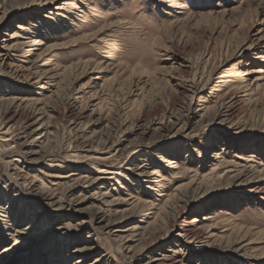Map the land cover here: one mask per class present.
I'll return each mask as SVG.
<instances>
[{
  "label": "rangeland",
  "instance_id": "obj_1",
  "mask_svg": "<svg viewBox=\"0 0 264 264\" xmlns=\"http://www.w3.org/2000/svg\"><path fill=\"white\" fill-rule=\"evenodd\" d=\"M38 1L0 9L37 45L0 58V264H264V0Z\"/></svg>",
  "mask_w": 264,
  "mask_h": 264
},
{
  "label": "bare ground",
  "instance_id": "obj_2",
  "mask_svg": "<svg viewBox=\"0 0 264 264\" xmlns=\"http://www.w3.org/2000/svg\"><path fill=\"white\" fill-rule=\"evenodd\" d=\"M13 1H15V0H0V9H4V7H5V5L7 6L10 2H13ZM38 1V0H37ZM47 3V2H46ZM35 5H40V6H44L45 5V3H44V0H39L38 2H36V4ZM188 9V8H187ZM58 10H60V9H58ZM62 10V9H61ZM186 10V9H185ZM1 12V11H0ZM10 13H9V11H6V12H3V19L4 18H6L8 15H9ZM19 28V30H22V31H25V30H27V28H20V27H18ZM29 28V27H28ZM30 30V29H29ZM20 37H22V36H20ZM23 38V37H22ZM26 40H28V39H26ZM4 42H8V44H5L2 48H3V50L0 52V58L2 57L3 59H2V61L5 63V62H7V61H11L12 60V58L14 57L13 55H12V52H17L19 49H22V51H24V50H28V49H31V48H33V47H35V46H37V45H35V43L33 42V41H31V40H28V41H24V42H21V41H17L15 44H11V42L10 41H4ZM31 51V50H30ZM30 51H27V53L26 54H29L30 53ZM33 53V52H32ZM24 56V55H23ZM27 56V55H26ZM28 63H30V62H28ZM22 64V63H21ZM33 66V65H32ZM11 68H13L12 66H11ZM18 68V67H17ZM16 67H14L13 69H14V71H15V74L17 75V77H19V78H25L26 80H30L31 81V79L32 80H40V77H38V76H32V74H30V73H26V69L24 70V68H21V67H19L18 69H17ZM21 68V69H20ZM32 68V67H31ZM33 70H34V68H33ZM45 88V87H44ZM21 102H23V100L21 101ZM221 114H223L222 112H221ZM225 117L226 118H230V115H229V113L227 112L226 113V115H225ZM165 126V125H164ZM167 126V125H166ZM9 130H7L5 133H4V136L3 137H5V138H8L9 137ZM129 132H131V131H125V134H129ZM11 139H8V140H6V141H10ZM5 141V142H6ZM115 150V149H114ZM95 151H86V153H94ZM96 154V153H95ZM95 154H91V157L93 158L94 157V155ZM85 158H88V156H84V157H81V156H79V155H70L69 154V157H68V161H70L71 160V162L73 161V162H82V160L83 159H85ZM237 158H240V159H242V156H240V155H237ZM94 160H103V159H99V158H97V159H95V158H93ZM18 161V160H17ZM84 161V160H83ZM19 162V161H18ZM97 162V161H96ZM169 162V161H168ZM139 167V166H138ZM96 169H98L96 172L98 173V174H100V175H106V176H111L110 178H108L107 180H116V178H117V175H119L118 173H116L115 171H113V170H111V169H105V168H96ZM154 172V171H153ZM245 173H246V171L245 170H242V171H239V174H237L236 175V180H241L243 177H244V175H245ZM74 174V173H73ZM59 174H57V176L55 175V176H52L51 178H52V180H51V184L53 185V186H55V188L57 189V188H60L61 186H63L64 185V183H65V185H66V183L68 184V183H70V182H73V185H71L70 184V189L68 188V190H67V193H66V195H61V197L60 198H58L57 199V197L56 196H58L57 194L58 193H54V192H46V197L48 198V199H46V201H48L47 203H49V205L50 204H52V202L53 201H58L57 202V204H59L60 206L58 207V210H60V211H65V210H71L72 208H74V207H76V205L78 204V202L75 200V191H76V189L77 188H82V189H88V188H91L97 181H98V179H96V178H93L92 176H90V175H88V176H84V175H82L81 173H79V174H77V175H71V176H68V177H66V176H62V175H59ZM121 175V174H120ZM255 175V174H254ZM254 175L253 176H251L250 178L251 179H246V180H242V182H241V185L244 187V188H252V189H258V188H256V186L258 185L257 183H255V181L257 180V179H259V178H256V177H254ZM139 176H147V179H151V178H153V176H156V174L155 173H152L151 175H147L145 172H144V169H141L140 170V174H139ZM63 181H66V182H63ZM21 182V181H20ZM22 183V182H21ZM37 183V181H35V183L32 181V182H30L29 183V185L31 184V190L34 192V191H36V190H42V191H44L45 189H47L46 188V186H45V184H43V185H37L36 184ZM41 183V182H40ZM104 183H105V181H104ZM257 184V185H256ZM28 185V186H29ZM96 185V184H95ZM103 188V187H102ZM101 188V189H102ZM44 189V190H43ZM50 189V188H49ZM52 191H54V189H52ZM258 191H261V190H258ZM57 192H58V189H57ZM78 192V191H77ZM85 192V191H84ZM101 192V191H100ZM264 192V191H263ZM102 193V192H101ZM99 195H104L103 193L102 194H99ZM100 197V196H99ZM105 197V196H104ZM101 198V197H100ZM121 198V197H120ZM79 200H80V198H79ZM104 200H106V199H104ZM107 201V200H106ZM105 201V202H106ZM81 204V203H80ZM80 204H78V205H80ZM54 205V204H53ZM52 206V205H51ZM75 210V209H74ZM78 210V209H77ZM105 215V214H104ZM102 219V218H101ZM70 227H68V229H69ZM134 228H136V227H134ZM69 230H71V229H69ZM18 232V231H17ZM69 232V231H68ZM187 232L188 231H186V230H181V229H179L178 230V233L176 234V236L179 238L178 240H179V243H182L183 241L182 240H186L187 239ZM79 252H81V251H79ZM56 255V254H55ZM162 257H164V258H160V259H158V260H156V261H153V262H155V263H153V264H169V260H173V257L172 256H170V257H167V256H169V255H161ZM81 261H82V259H80ZM78 261V263H81V261ZM100 261H96V263L95 264H97V263H99ZM78 263H76V264H78Z\"/></svg>",
  "mask_w": 264,
  "mask_h": 264
}]
</instances>
